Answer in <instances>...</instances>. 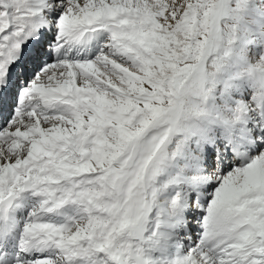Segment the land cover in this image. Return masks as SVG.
Masks as SVG:
<instances>
[{
    "label": "snow or ice",
    "instance_id": "1",
    "mask_svg": "<svg viewBox=\"0 0 264 264\" xmlns=\"http://www.w3.org/2000/svg\"><path fill=\"white\" fill-rule=\"evenodd\" d=\"M0 264H264V0H0Z\"/></svg>",
    "mask_w": 264,
    "mask_h": 264
}]
</instances>
